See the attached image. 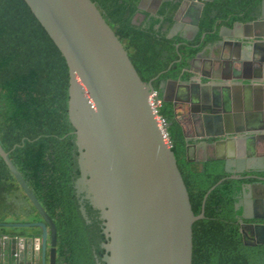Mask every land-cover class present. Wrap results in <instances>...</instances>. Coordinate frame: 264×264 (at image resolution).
<instances>
[{
  "label": "trees",
  "instance_id": "trees-1",
  "mask_svg": "<svg viewBox=\"0 0 264 264\" xmlns=\"http://www.w3.org/2000/svg\"><path fill=\"white\" fill-rule=\"evenodd\" d=\"M122 43L144 84L160 102L157 116L166 123L177 168L191 210L203 218L191 225L190 264H264V245H245L237 197L253 179H232L223 160L188 161L186 124L179 108L161 99L160 85L187 82L192 60L219 41L222 27L254 21L264 0L205 2L192 41L168 38L179 8L163 2L156 16L140 9L143 0H91ZM70 73L63 55L24 0H0V145L57 229L56 264L103 263L108 240L100 212L75 190L80 177L75 129L69 120ZM264 176V173H258ZM10 219V220H9ZM11 221V222H10ZM43 221L0 156V223ZM41 228H5L0 234L37 236ZM50 247V244H49ZM48 247V255H49Z\"/></svg>",
  "mask_w": 264,
  "mask_h": 264
},
{
  "label": "water",
  "instance_id": "water-1",
  "mask_svg": "<svg viewBox=\"0 0 264 264\" xmlns=\"http://www.w3.org/2000/svg\"><path fill=\"white\" fill-rule=\"evenodd\" d=\"M24 1L69 68V120L75 129L80 169L74 187L85 220L90 223L84 205L87 201L100 212L108 240L102 245L106 250L103 263L98 264H190L191 225L203 218L207 196L223 180L206 192L201 212L195 216L170 143L165 140L166 133L158 126L152 107V84H144L140 79L122 43L96 5L91 0ZM146 1H142L140 9L156 16L162 3L172 0H155L151 8L146 6ZM210 1L213 0L178 1V12L183 7L193 12L191 25L195 35L204 3ZM263 5L264 1L259 18L235 23L232 29L224 30L264 25ZM174 21L178 22L176 17ZM174 31L173 26L168 38L173 37ZM256 37L264 39L260 33ZM188 72L192 73L191 67ZM168 85L185 89L203 86L192 77L187 82H164L160 90ZM163 102L175 106V100ZM187 104L192 112V104ZM208 105V101H202L203 124L212 122L217 126L221 117ZM218 136L223 139L216 147L235 142L224 132ZM185 141L187 160H198L192 156L195 146L189 144L188 136ZM0 156L43 219L0 223L5 228H41L39 235L30 238L0 234V264H56L55 223L1 145ZM214 159L225 161L230 178H240L238 174L242 171L230 167L232 157ZM261 187L264 189V185ZM236 208H240L239 203ZM242 217L250 219L244 211Z\"/></svg>",
  "mask_w": 264,
  "mask_h": 264
},
{
  "label": "crops",
  "instance_id": "crops-1",
  "mask_svg": "<svg viewBox=\"0 0 264 264\" xmlns=\"http://www.w3.org/2000/svg\"><path fill=\"white\" fill-rule=\"evenodd\" d=\"M262 9L264 18V5ZM182 13L183 18L174 24L173 37H195L187 21L188 10ZM224 29L221 28L218 41L223 43L207 46L191 62V78L200 80L203 86L185 89L168 85L161 89V99L175 100L191 143L203 139L220 141V132L235 139L223 147L214 144L205 148L200 144L193 151L194 158L232 157L233 170L264 169V39L256 37L257 33L264 36V25ZM202 101H208V106L221 117L217 126L212 122L203 124ZM187 103L192 104V112Z\"/></svg>",
  "mask_w": 264,
  "mask_h": 264
},
{
  "label": "flooded vegetation",
  "instance_id": "flooded-vegetation-1",
  "mask_svg": "<svg viewBox=\"0 0 264 264\" xmlns=\"http://www.w3.org/2000/svg\"><path fill=\"white\" fill-rule=\"evenodd\" d=\"M154 2L155 0H147L146 6L148 8H151L154 5ZM184 9L185 8L183 7V9H181V11L179 12L177 11L175 15L178 22L181 20V18H183L181 14H183L182 12L184 11ZM193 20V12H188L187 21L192 23ZM209 140L210 139H203L201 142L193 143H191L190 141L189 144L194 145L196 149L200 144H202L205 148H208L212 147L214 144L219 142L215 141L212 143L209 142ZM258 173H264V169L256 168L251 170H245L242 171V173L238 174L240 178H244L246 180L253 179L252 182H248L243 185L241 193L237 197L238 201L236 203V205L239 203L240 208L242 209V213L239 218L240 233L243 236L245 245L248 246L264 245V189L261 187V185H264V181L260 180L261 178H264V176H260ZM243 211L244 214L250 217V219H243Z\"/></svg>",
  "mask_w": 264,
  "mask_h": 264
},
{
  "label": "built area",
  "instance_id": "built-area-1",
  "mask_svg": "<svg viewBox=\"0 0 264 264\" xmlns=\"http://www.w3.org/2000/svg\"><path fill=\"white\" fill-rule=\"evenodd\" d=\"M159 105H160V102L156 99V94L154 93V94L152 95V107H153V109H154L155 112H156V116H157V111H156V109H157V107H158ZM157 121H158V124H159L160 128L166 133V123H165V121L162 120V119H160L158 116H157ZM164 137H165V140L167 141V140H168V138H167V133L164 135Z\"/></svg>",
  "mask_w": 264,
  "mask_h": 264
},
{
  "label": "bare ground",
  "instance_id": "bare-ground-1",
  "mask_svg": "<svg viewBox=\"0 0 264 264\" xmlns=\"http://www.w3.org/2000/svg\"><path fill=\"white\" fill-rule=\"evenodd\" d=\"M158 126H159V124H158ZM160 127V126H159Z\"/></svg>",
  "mask_w": 264,
  "mask_h": 264
},
{
  "label": "rangeland",
  "instance_id": "rangeland-1",
  "mask_svg": "<svg viewBox=\"0 0 264 264\" xmlns=\"http://www.w3.org/2000/svg\"><path fill=\"white\" fill-rule=\"evenodd\" d=\"M10 220V219H9ZM8 223H10V222H8Z\"/></svg>",
  "mask_w": 264,
  "mask_h": 264
}]
</instances>
